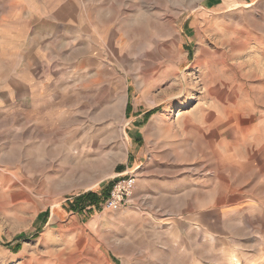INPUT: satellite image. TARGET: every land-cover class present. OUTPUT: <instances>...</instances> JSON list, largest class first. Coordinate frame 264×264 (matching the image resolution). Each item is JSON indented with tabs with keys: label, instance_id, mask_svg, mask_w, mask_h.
Listing matches in <instances>:
<instances>
[{
	"label": "rangeland",
	"instance_id": "374dc122",
	"mask_svg": "<svg viewBox=\"0 0 264 264\" xmlns=\"http://www.w3.org/2000/svg\"><path fill=\"white\" fill-rule=\"evenodd\" d=\"M0 264H264V0H0Z\"/></svg>",
	"mask_w": 264,
	"mask_h": 264
},
{
	"label": "built area",
	"instance_id": "2783aa9c",
	"mask_svg": "<svg viewBox=\"0 0 264 264\" xmlns=\"http://www.w3.org/2000/svg\"><path fill=\"white\" fill-rule=\"evenodd\" d=\"M136 177L128 176L119 178L105 200V207L110 210L119 209L128 201L134 192Z\"/></svg>",
	"mask_w": 264,
	"mask_h": 264
},
{
	"label": "trees",
	"instance_id": "16d2710c",
	"mask_svg": "<svg viewBox=\"0 0 264 264\" xmlns=\"http://www.w3.org/2000/svg\"><path fill=\"white\" fill-rule=\"evenodd\" d=\"M91 197H94L93 200H94L95 202H97V201L99 200L98 196H96V195L93 196V194H91Z\"/></svg>",
	"mask_w": 264,
	"mask_h": 264
},
{
	"label": "bare ground",
	"instance_id": "6f19581e",
	"mask_svg": "<svg viewBox=\"0 0 264 264\" xmlns=\"http://www.w3.org/2000/svg\"><path fill=\"white\" fill-rule=\"evenodd\" d=\"M192 99H189V101H191ZM160 120H162V119H160ZM164 120V119H163Z\"/></svg>",
	"mask_w": 264,
	"mask_h": 264
}]
</instances>
